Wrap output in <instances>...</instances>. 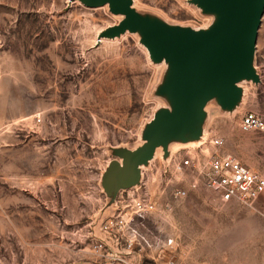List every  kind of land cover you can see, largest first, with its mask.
<instances>
[{
    "label": "rangeland",
    "instance_id": "374dc122",
    "mask_svg": "<svg viewBox=\"0 0 264 264\" xmlns=\"http://www.w3.org/2000/svg\"><path fill=\"white\" fill-rule=\"evenodd\" d=\"M141 14L168 25L205 29L216 19L191 0H132ZM122 15L79 0H0V264H82L78 232L102 213V179L120 153L143 143V130L161 108L158 93L168 63L154 62L139 32L101 38ZM149 55V56H148ZM252 65L259 81L241 80L232 109L205 106L197 140L155 150L142 167L154 192L164 182L186 188L169 210L146 222L180 243L183 264H264V199L260 212L223 204L189 169L168 173L162 160L197 150L221 135L230 153L264 172V131L241 132L246 111L264 115V12ZM204 137V138H203ZM194 143H193V142ZM141 175V174H140ZM112 189L109 192L112 193Z\"/></svg>",
    "mask_w": 264,
    "mask_h": 264
},
{
    "label": "water",
    "instance_id": "95a60500",
    "mask_svg": "<svg viewBox=\"0 0 264 264\" xmlns=\"http://www.w3.org/2000/svg\"><path fill=\"white\" fill-rule=\"evenodd\" d=\"M87 7L108 5L110 12L122 15L116 25L98 35L118 36L126 31L139 32L154 62L164 60L168 71L158 93L165 95L170 107L159 109L143 130V143L120 153L102 184L108 196L119 189L136 185L140 167L146 165L159 147L167 156L169 142L197 140L202 132L205 106L216 99L221 108L232 109L239 102L241 80L258 82L252 65L258 26L264 0H191L215 21L205 29L168 25L139 13L132 0H79ZM112 189V193L109 192Z\"/></svg>",
    "mask_w": 264,
    "mask_h": 264
},
{
    "label": "built area",
    "instance_id": "2783aa9c",
    "mask_svg": "<svg viewBox=\"0 0 264 264\" xmlns=\"http://www.w3.org/2000/svg\"><path fill=\"white\" fill-rule=\"evenodd\" d=\"M238 129L264 131V115L244 112ZM201 144H197V150L181 157H166L161 168L168 173L187 168L192 174L191 186L202 184L223 204L235 203L260 212L264 172L230 153L219 151L226 144L224 136H212L207 142L211 150L207 147V152ZM155 181L156 178H144L141 170L136 185L108 196L102 213L88 218L79 227L77 252L82 264H183L179 254L181 245L176 238L161 229L149 230L146 222L169 210V204L161 197L177 201L187 195V190L167 180L151 192L150 184Z\"/></svg>",
    "mask_w": 264,
    "mask_h": 264
},
{
    "label": "crops",
    "instance_id": "0c3cea01",
    "mask_svg": "<svg viewBox=\"0 0 264 264\" xmlns=\"http://www.w3.org/2000/svg\"><path fill=\"white\" fill-rule=\"evenodd\" d=\"M170 143L171 142H169V144H168V148H167V153H168V155L170 154ZM184 143H186V142H184ZM162 153L164 154V151L162 150ZM151 161V160H150ZM150 161L146 164V165H149L150 164ZM145 165H143V166H141L140 167V174H141V170H142V167H144ZM141 176V175H140Z\"/></svg>",
    "mask_w": 264,
    "mask_h": 264
},
{
    "label": "bare ground",
    "instance_id": "6f19581e",
    "mask_svg": "<svg viewBox=\"0 0 264 264\" xmlns=\"http://www.w3.org/2000/svg\"><path fill=\"white\" fill-rule=\"evenodd\" d=\"M107 5V4H106ZM108 6V5H107ZM149 53V52H148ZM149 56V55H148ZM202 135H204V132L202 133ZM204 138V137H203ZM201 141L202 140H200V141H198V143H200L201 144ZM193 142V141H192ZM194 143V142H193Z\"/></svg>",
    "mask_w": 264,
    "mask_h": 264
}]
</instances>
